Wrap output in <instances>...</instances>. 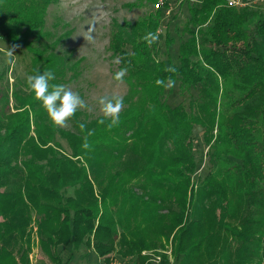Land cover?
I'll return each instance as SVG.
<instances>
[{"label":"trees","instance_id":"16d2710c","mask_svg":"<svg viewBox=\"0 0 264 264\" xmlns=\"http://www.w3.org/2000/svg\"><path fill=\"white\" fill-rule=\"evenodd\" d=\"M56 1L0 0V39L31 53V75L52 71L50 86L79 63L51 52L62 35L35 44ZM188 11L177 63L144 39L158 34L160 9L113 21L108 50L123 57L128 91L111 130L79 111L71 129L56 127L26 81L0 87V264H29L32 214L50 264L71 260L60 246H85L110 264L111 252L137 256L164 238L177 264H264V10L191 0ZM169 77L188 108L169 105L175 86L156 84ZM195 127L207 147L203 175Z\"/></svg>","mask_w":264,"mask_h":264},{"label":"rangeland","instance_id":"374dc122","mask_svg":"<svg viewBox=\"0 0 264 264\" xmlns=\"http://www.w3.org/2000/svg\"><path fill=\"white\" fill-rule=\"evenodd\" d=\"M131 2H136L137 5L134 7L124 5ZM189 2L191 0H162L161 5L155 7L146 0H57L48 7L45 16L44 30L47 35L35 44H42V46L44 43L51 44L53 40L61 35L63 36L54 49H51V52L63 56L70 64L79 61L75 76L69 78L72 71L68 70L63 85H67L73 91L78 92L86 101L92 110L80 109L78 111L81 113L82 118L91 119L102 116L97 104V99L100 96L110 94L114 90H118L124 96L128 91L126 82L117 89L116 82L112 79L118 68V65L112 63L116 57H112L111 52L108 50L113 21L118 23H122L124 20L134 21L146 14L152 6L154 9H160L159 39L154 45L160 58L168 57L177 63L178 45L186 38V35L182 33V29L189 18ZM228 4L238 7L248 5L264 10V0H228ZM93 21H96L95 32L92 34L94 41L87 42L83 37L85 35L84 31H87L89 27L87 24ZM166 35L170 40L169 44L165 41ZM6 47L9 48L7 42L0 39V72L7 70V73L0 78V87H4L7 82L8 85H23L26 77L31 75V53L23 47H17L14 51V62L9 64L5 55ZM98 69L104 71L101 72ZM189 100L188 94H181L178 86L175 85L168 98V103L172 107L183 104L188 108ZM125 107L126 104L124 103ZM61 128L71 129L72 119L69 120L67 127ZM202 132L201 128H194L193 142L195 146L194 154L197 162H199L197 173L200 172L203 175L208 171L209 163L205 156L207 147L202 140ZM58 140L65 145L64 140L60 138ZM69 194H71V191H69ZM35 217V214H32L28 227L31 236V250L28 254L29 264H50L39 246ZM164 250H170L169 255L161 254V256L165 255L166 258L169 256L164 264H172L170 263L172 260H174V264H177L178 260L173 254L171 238H164L162 244L158 247L140 250L137 256L121 255L114 251L108 257L110 258V264H140L138 263L140 261L141 264H145L150 256H144V252L152 251L155 252L154 254L160 255V251L163 252ZM57 251L64 260L71 259L68 264H103L102 258L85 246H81L77 251H72L70 246H60ZM163 262L162 259L161 264Z\"/></svg>","mask_w":264,"mask_h":264},{"label":"clouds","instance_id":"9594fccd","mask_svg":"<svg viewBox=\"0 0 264 264\" xmlns=\"http://www.w3.org/2000/svg\"><path fill=\"white\" fill-rule=\"evenodd\" d=\"M84 39L87 42L94 41L96 21L89 24ZM144 39L147 41L148 45L151 46L153 43L157 42L159 35L157 33L149 32ZM19 47V45H13L11 48L6 47V58L7 63L11 64L14 62V51ZM123 57L118 56L113 59L112 63L119 65ZM103 72V69H98ZM166 71L175 73L177 69L174 66H169ZM128 72L127 67L120 68L115 72L112 79L116 82L117 89L125 83L124 77ZM55 79L54 73L49 70H45L42 74L37 72L34 75H28L26 77V83L28 90L34 94L35 98L42 102V106L48 113L49 119L52 124L56 127H67L69 120H71L76 112L80 109H87L91 111L92 109L86 103V101L80 96L78 92L73 91L69 86L62 84H52L49 85V81ZM156 84L158 86H163L165 88H172L175 86V80L168 78L167 82L162 79H157ZM51 88V90H50ZM97 104L99 105L100 113L102 118L98 121L99 124L105 125L108 130L113 127L118 126L120 123V113L124 108V99L122 94L118 90H114L110 94L102 95L97 99ZM107 122V123H106ZM81 130L85 129L84 124H80ZM94 135L93 131H88V136ZM85 147L89 145L85 143Z\"/></svg>","mask_w":264,"mask_h":264},{"label":"built area","instance_id":"2783aa9c","mask_svg":"<svg viewBox=\"0 0 264 264\" xmlns=\"http://www.w3.org/2000/svg\"><path fill=\"white\" fill-rule=\"evenodd\" d=\"M162 0H159L154 6L155 7H159V5H161ZM231 3V2H230ZM170 250H164L163 252L160 251V255H156L154 254L155 252H144V256H150L149 259L146 260L145 264H149V263H153V264H161L162 263V256L161 254H167L169 255ZM167 258L169 259V256H167ZM170 263L173 264V260L170 261Z\"/></svg>","mask_w":264,"mask_h":264}]
</instances>
